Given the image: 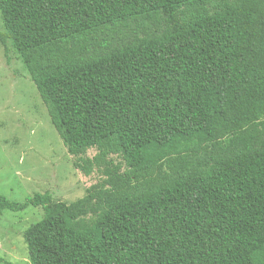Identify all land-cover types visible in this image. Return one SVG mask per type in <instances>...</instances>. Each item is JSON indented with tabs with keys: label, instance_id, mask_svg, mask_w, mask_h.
Masks as SVG:
<instances>
[{
	"label": "trees",
	"instance_id": "obj_1",
	"mask_svg": "<svg viewBox=\"0 0 264 264\" xmlns=\"http://www.w3.org/2000/svg\"><path fill=\"white\" fill-rule=\"evenodd\" d=\"M0 14L66 150L95 148L100 174L69 203L0 195V214L44 211L23 231L30 264H264V0Z\"/></svg>",
	"mask_w": 264,
	"mask_h": 264
},
{
	"label": "rangeland",
	"instance_id": "obj_2",
	"mask_svg": "<svg viewBox=\"0 0 264 264\" xmlns=\"http://www.w3.org/2000/svg\"><path fill=\"white\" fill-rule=\"evenodd\" d=\"M96 154L95 148L77 156L68 153L18 51L9 39L5 47L0 43V195L23 202L35 193L48 192L53 201L73 202L99 181L96 167L86 165ZM43 216L40 206L17 212L4 209L0 258L30 264L23 231Z\"/></svg>",
	"mask_w": 264,
	"mask_h": 264
}]
</instances>
